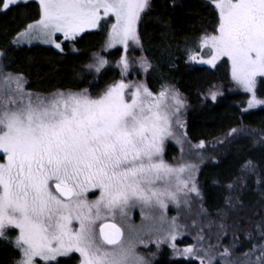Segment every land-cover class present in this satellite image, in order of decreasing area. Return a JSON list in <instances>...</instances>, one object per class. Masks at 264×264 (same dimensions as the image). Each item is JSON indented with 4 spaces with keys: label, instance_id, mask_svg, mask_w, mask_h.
Listing matches in <instances>:
<instances>
[{
    "label": "snow or ice",
    "instance_id": "6c2138e0",
    "mask_svg": "<svg viewBox=\"0 0 264 264\" xmlns=\"http://www.w3.org/2000/svg\"><path fill=\"white\" fill-rule=\"evenodd\" d=\"M32 2L0 0V12ZM34 2L38 18L0 47V247L12 250V264H67L59 258L75 259L73 254H78V264H155L165 244L172 250L171 259L186 264H249L237 256L244 241L250 247L239 255L251 257L259 249V264L264 257V165L248 159L240 176L226 183L213 179L221 202L212 216L205 207L200 167L188 158L195 155L213 165L220 159L215 154L205 157L202 151L185 152L191 141L176 129L186 127L189 105L169 73L181 50L189 65L215 68L226 57L232 81L250 95L248 109L264 105L257 96L258 84H264L258 80L264 78V0H205L201 6L210 4L216 17L213 32L205 29L196 40L186 36L183 41L176 39L169 15L176 0ZM103 24L109 27L101 51L74 73L87 80V87L45 94L27 88V76L11 70L10 53L15 50L40 43L63 57L66 47L78 52L75 45L83 34ZM154 33L159 44H154ZM146 38L159 52L157 59L146 54ZM132 45L142 53L138 65L145 77H159L157 92L146 81L125 82ZM117 47L123 49L116 62L121 79L93 95L90 90L99 87L111 66L102 53L111 54ZM197 47L209 50L207 58L197 56ZM218 95L211 90L205 99L216 102ZM241 138H250V148L264 151V131L245 127L231 128L216 144L227 149ZM169 139L181 152L171 163L165 159ZM193 147L202 150L205 143ZM97 191L90 200L89 194ZM170 205L177 209L171 219ZM137 206L142 219L138 226L130 219V209ZM194 207L200 222L193 221L189 229L179 222L180 212L191 213ZM197 228L194 243L178 248L176 241ZM10 230L18 234L13 237ZM141 246L148 249L146 255L138 251Z\"/></svg>",
    "mask_w": 264,
    "mask_h": 264
},
{
    "label": "trees",
    "instance_id": "16d2710c",
    "mask_svg": "<svg viewBox=\"0 0 264 264\" xmlns=\"http://www.w3.org/2000/svg\"><path fill=\"white\" fill-rule=\"evenodd\" d=\"M156 3H161V0H156ZM204 3L205 0H176L177 7L174 11L170 10L169 15L178 41H183L186 36L190 40H196L205 29L208 32L213 31L216 20L214 10L210 4L202 7ZM36 18H38V5L34 1L27 7L14 8L7 14L0 12V47H4L8 39L22 30L26 23ZM147 27L149 33H152L153 26L148 25ZM105 39L106 32L103 27L100 30L86 33L83 39L75 45L79 51L73 52L66 47V55L63 57L57 54L56 50L48 47L39 45L22 47L10 53L14 61L11 70L24 73L28 78L26 87L34 91L45 94L57 88L79 91L87 87V80L77 79L74 74L75 70L91 62L92 54L100 51ZM153 41L154 44H159L158 33L153 34ZM145 43L146 54L152 59H157L159 52L147 44V38ZM181 48H183L182 44ZM110 53L106 52L104 55L111 61V66L103 74L99 87L90 90L93 95L107 83L119 78L114 65L119 57V51L111 50ZM185 61V53L182 50L177 52L176 67L169 73V81L175 84L187 99L189 107L186 112V136L191 142L215 141L217 137H222L234 127L255 129L257 132L264 131V107L248 109V98L245 93L229 91V76L225 65L210 68L195 63L189 65ZM145 81L153 92L159 90L160 82L156 74H149L145 77ZM218 85L225 88L223 96L216 102L204 100L205 94ZM257 96L264 99V84H258ZM250 143V138H241L227 149L217 146L215 151H212V155L219 157V165L207 162L200 168L198 178L205 188V207L210 214L215 213L216 207L221 202L219 189L212 184L213 179L226 183L240 176L243 164L248 159L259 161L264 165V151L250 148ZM249 183L251 184V180ZM249 199L252 197L249 196ZM243 240L241 236V241ZM249 247V242L244 241L238 251L248 250ZM12 259V250L0 247V264H12ZM61 261L75 264V259ZM155 264H186V262L182 259H171L168 252L164 250L159 254ZM193 264L197 263L193 262Z\"/></svg>",
    "mask_w": 264,
    "mask_h": 264
},
{
    "label": "rangeland",
    "instance_id": "374dc122",
    "mask_svg": "<svg viewBox=\"0 0 264 264\" xmlns=\"http://www.w3.org/2000/svg\"><path fill=\"white\" fill-rule=\"evenodd\" d=\"M34 1V0H33ZM106 32V36H107V29L109 27V25L107 24H103L102 26ZM94 31H97V30H94ZM93 32V31H92ZM213 32V31H212ZM89 33V32H88ZM211 33V32H209ZM86 34V33H85ZM84 35V34H83ZM106 40V39H105ZM35 45H39V46H43V47H48L50 48L49 46H46V45H43V44H40V43H34L32 46H35ZM23 47H29L27 45L23 46ZM31 47V46H30ZM52 49V48H51ZM55 50V49H53ZM111 50H117L119 51V57L118 59L114 62V65L116 67V62L120 59V55L121 53L123 52V49L120 48V47H117L115 49H111ZM110 50V51H111ZM101 51V49H100ZM98 51V52H100ZM208 52L209 50L208 49H203L202 51L199 50L198 48V51H197V56H201L203 55L204 58H207V55H208ZM106 52L102 53V55H104ZM128 59L130 61V64H131V67H130V70H129V73L127 75V77L125 78V82L126 83H139V82H145V74L143 73V71L140 69L139 65H138V60H139V57L142 55L141 51L139 48H137L136 46L132 45L129 47V50H128ZM105 56V55H104ZM196 64V63H195ZM201 65V64H200ZM220 65H225L226 67V71L228 73V76H229V82H228V85H229V91H235V92H243L246 94L248 100L250 99V95L246 92H244L241 88H239L231 79V74H230V66H229V63L227 61V58L226 57H222L220 58L218 61H217V66H220ZM204 66H208V65H204ZM210 67V66H208ZM215 67V68H216ZM212 68V67H210ZM118 73H119V78L116 80V81H119L121 79L120 77V70L118 68H116ZM259 79H264V78H258ZM211 90H216L218 91L219 95L217 96V100L218 98H220L221 96H223V94L225 93V88L224 86H221V85H218V86H215L213 87ZM210 90V91H211ZM208 91L205 96H204V100H209L211 101L210 99H205V97L208 95V93L210 92ZM261 99V98H260ZM216 100V101H217ZM258 107H264V105H261V106H258ZM258 107H254V108H258ZM188 110V108H187ZM187 112V111H186ZM184 123L186 125V113L184 115ZM176 131L178 133H186V127L183 128V129H176ZM187 138V136H186ZM187 140H189L187 138ZM190 141V140H189ZM200 142L198 143H193L191 142V144H185V152H192V153H195L197 151H202L205 155V157L207 156H210L212 155V151H215V149L217 148V144H216V140L215 141H211V142H204L205 143V148L200 150V149H197L195 147H193V145H198ZM170 151V152H169ZM181 157V152H180V146L178 144L175 143L174 140L172 139H169V140H166L165 142V159L168 161V162H174L173 158H176V160L178 161ZM188 162L189 163H193V164H196V165H199V167L201 168L205 163H207L206 161L205 162H202L200 159H198L195 155L191 156L190 158H188ZM99 195V192L97 191L95 195H92V194H89V199L90 200H94L96 198V196ZM170 210L168 211L167 215H168V218L171 219V217L173 216H176L177 215V209L170 205L169 206ZM199 211L198 207H194L192 212L189 213L187 212L186 210H181L180 212V220L179 222L183 225H187L189 227V229L191 228V225H192V222L193 221H197V223L199 224L200 222V218L196 215V213ZM212 216L215 215L214 214H211ZM130 219H131V222L132 224L134 225H141L142 223V219H141V209L140 207H134L132 209H130ZM207 223V221L205 220V224ZM73 226H77L75 225V222L73 221ZM199 228H197L196 230H193V231H190L189 234L183 236L182 238H179L177 241H176V244H177V247L180 248V249H183L184 247L186 246H189L191 245L192 243H194V240H193V237L195 235V232L198 231ZM13 237L18 234V230H10ZM205 234H206V237L208 235V230L207 228H205ZM231 240V236L225 238L224 240V244H228L229 241ZM211 242L212 243H215V236L214 234L211 236ZM149 248L152 250V251H155V245L154 244H150L149 245ZM166 251L168 252V254L171 256V249L167 246V244L165 245H162V251ZM138 251H140L142 254H147L148 252V249H145L143 248L142 246L140 248H138ZM237 251V256L238 258L241 260V261H246V262H249V264H257V256H259V249H257V251L251 256V257H244V256H240L239 255V251L238 249L236 250ZM247 251V250H245ZM160 252V253H161ZM243 252V251H242ZM159 253V254H160ZM158 254V256H159ZM73 256L75 257V264H78V261H79V256L78 254H73ZM60 260H71L69 258H65V257H61L59 258ZM197 264H199V260H196L195 261ZM259 264H264V257H261L260 261H259Z\"/></svg>",
    "mask_w": 264,
    "mask_h": 264
}]
</instances>
